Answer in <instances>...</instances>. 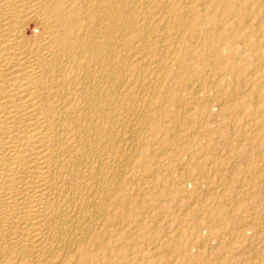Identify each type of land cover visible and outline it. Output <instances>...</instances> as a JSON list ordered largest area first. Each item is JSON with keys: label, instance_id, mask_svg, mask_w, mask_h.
Listing matches in <instances>:
<instances>
[{"label": "bare ground", "instance_id": "bare-ground-1", "mask_svg": "<svg viewBox=\"0 0 264 264\" xmlns=\"http://www.w3.org/2000/svg\"><path fill=\"white\" fill-rule=\"evenodd\" d=\"M261 163L264 0H0V264H237Z\"/></svg>", "mask_w": 264, "mask_h": 264}, {"label": "rangeland", "instance_id": "rangeland-1", "mask_svg": "<svg viewBox=\"0 0 264 264\" xmlns=\"http://www.w3.org/2000/svg\"><path fill=\"white\" fill-rule=\"evenodd\" d=\"M35 28V29H34ZM36 30V31H35ZM39 32V29L38 28H36L34 25L33 26H31L30 27V33H29V35H36L37 33ZM258 35H260L259 33H258ZM221 155H220V154ZM224 157V153H222V152H217V154L215 155V156H218V157ZM241 162L243 163H237L236 164V167H235V169L237 168L238 170H245L247 167H249V166H251V164L250 165H248V162L247 161H242L241 160ZM246 166H245V165ZM253 164V163H252ZM255 164L256 163H254V165L253 166H255ZM262 165H257L258 167V171H259V175L261 174V178H263L264 177V175H263V173H264V164L263 163H261ZM262 169V170H261ZM240 183H242V182H240ZM239 182H237L236 184H235V187H234V190L235 191H239L240 189L238 188V187H240L241 186V184H240ZM240 184V185H239ZM237 188V189H236ZM186 189L187 190H189L190 192L191 191H193V189H194V185L193 184H188V185H186ZM262 197V199H263V201L262 202H264V189H262L261 190V194H260ZM251 211H253V210H251ZM251 211H249V212H251ZM252 213V212H251ZM256 214H257V216H259V215H261V216H263L264 215V207H261V208H258V211L256 212ZM262 228V226H259V228ZM260 228V230H263L264 229V226H263V228L261 229ZM255 229L254 228H252V227H249L248 228V232H252V231H254ZM264 231V230H263ZM203 233H205L206 232V230H203L202 231ZM257 244V245H256ZM253 245H254V248L253 249H255L256 248V250L258 251H260V252H255V253H253L254 251H250V250H247L246 252L247 253H245L244 255H243V253L245 252H242L240 255H239V258H240V260H242V261H239L237 264H253V263H262V264H264V242H259V244H258V242H256V243H253ZM257 246H261L262 247V249L260 248V247H257ZM195 250V249H194ZM250 253V254H249ZM251 253H253V254H251ZM246 256V257H245ZM254 256V257H253ZM245 257V258H244ZM257 257V258H256ZM248 258V259H247ZM252 258V259H251ZM259 258V259H258ZM245 259H247L246 261H245ZM261 259V260H260ZM255 260V261H254Z\"/></svg>", "mask_w": 264, "mask_h": 264}]
</instances>
